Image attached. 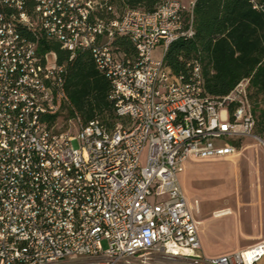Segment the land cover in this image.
<instances>
[{
  "label": "built area",
  "instance_id": "built-area-1",
  "mask_svg": "<svg viewBox=\"0 0 264 264\" xmlns=\"http://www.w3.org/2000/svg\"><path fill=\"white\" fill-rule=\"evenodd\" d=\"M195 2L164 0L153 12L124 6L117 15L111 0H0V264L264 258V239L205 256L197 203L179 180L188 158L235 155L254 127L249 78L215 97L198 60L185 63L186 74L164 62L172 43L194 36ZM116 35L128 36L135 54L116 50ZM53 43L69 59L91 54L111 84L113 125L78 117L58 125L66 68Z\"/></svg>",
  "mask_w": 264,
  "mask_h": 264
},
{
  "label": "trees",
  "instance_id": "trees-1",
  "mask_svg": "<svg viewBox=\"0 0 264 264\" xmlns=\"http://www.w3.org/2000/svg\"><path fill=\"white\" fill-rule=\"evenodd\" d=\"M163 1L118 0V3L153 12ZM193 28L191 39H179L170 45L164 56L165 64L175 74H186L185 63L198 60L204 88L215 97L227 94L241 79L249 78L253 132L264 139V0H196ZM112 44L124 57L135 54L126 35H116ZM51 47L66 68L65 117H78L82 122L99 119L106 126L113 125L118 116L109 99L111 84L95 68L91 54L77 51L69 59V53L57 43Z\"/></svg>",
  "mask_w": 264,
  "mask_h": 264
},
{
  "label": "rangeland",
  "instance_id": "rangeland-1",
  "mask_svg": "<svg viewBox=\"0 0 264 264\" xmlns=\"http://www.w3.org/2000/svg\"><path fill=\"white\" fill-rule=\"evenodd\" d=\"M111 1L116 14L120 15L122 6L118 0ZM181 1L185 5L189 2ZM160 52L161 46L158 45L152 52V58L159 59ZM65 116L66 112L58 118L59 126H66ZM70 127L73 130V125ZM257 137L261 138L252 132V135L241 138L238 153L228 158L190 157L179 174L188 201L197 203L198 209H195L194 215L200 220V235L206 243L203 247L205 253L224 247L235 249V244L231 241L232 235L238 227L242 229V215H251L255 207L259 214L252 220L256 227L264 229V147ZM141 163L145 164V152ZM220 208H230L238 217V222L231 224L230 216L214 217V209ZM102 244L106 246L105 241ZM159 264L178 263L163 260Z\"/></svg>",
  "mask_w": 264,
  "mask_h": 264
},
{
  "label": "crops",
  "instance_id": "crops-1",
  "mask_svg": "<svg viewBox=\"0 0 264 264\" xmlns=\"http://www.w3.org/2000/svg\"><path fill=\"white\" fill-rule=\"evenodd\" d=\"M180 2H182L181 0H179ZM240 142V141H239ZM240 145V143H239ZM238 145V146H239ZM233 156V155H232ZM231 156H224V158H228ZM198 209V208H197ZM254 212L251 213V215L248 216H243L242 215V229L240 227H238L234 234L232 235V239L231 241L234 242L235 244V249H233L234 247H224V248H219L217 250H214L213 252L211 251L210 253H205L204 252V245H206L203 237H201L200 235V229L198 228V237H199V241H200V247H201V252L205 255V256H215V255H221V254H225V253H229L232 251H236V250H240L243 249L259 240L264 239V229L256 227L255 223H254V219L257 217V214H259V211H257L256 209H258L257 207L254 208ZM215 211L217 210H222V208L220 209H214ZM214 211V212H215ZM230 214H227V216L232 217V223L231 224H236V222H238V217H236L232 210L229 208ZM214 214V213H213ZM214 216V215H213ZM226 215L220 216V217H225ZM215 217V216H214ZM246 221H243V220ZM248 219V220H247ZM253 219V220H252ZM198 220V219H196ZM200 221V220H198ZM257 264H264V258H262Z\"/></svg>",
  "mask_w": 264,
  "mask_h": 264
},
{
  "label": "bare ground",
  "instance_id": "bare-ground-1",
  "mask_svg": "<svg viewBox=\"0 0 264 264\" xmlns=\"http://www.w3.org/2000/svg\"><path fill=\"white\" fill-rule=\"evenodd\" d=\"M228 210L222 209V210L215 211L214 212V216L215 217H220V216H223V215L227 216V214H230V212ZM199 224H200V221H199Z\"/></svg>",
  "mask_w": 264,
  "mask_h": 264
}]
</instances>
